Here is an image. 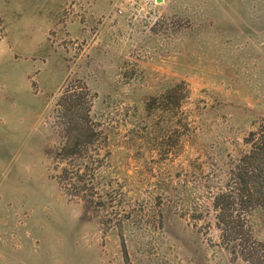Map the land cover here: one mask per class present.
Returning <instances> with one entry per match:
<instances>
[{"label": "rangeland", "instance_id": "obj_1", "mask_svg": "<svg viewBox=\"0 0 264 264\" xmlns=\"http://www.w3.org/2000/svg\"><path fill=\"white\" fill-rule=\"evenodd\" d=\"M263 145L264 0H0V264H264Z\"/></svg>", "mask_w": 264, "mask_h": 264}, {"label": "trees", "instance_id": "obj_2", "mask_svg": "<svg viewBox=\"0 0 264 264\" xmlns=\"http://www.w3.org/2000/svg\"><path fill=\"white\" fill-rule=\"evenodd\" d=\"M262 150H264V145L261 146ZM244 170L238 173L237 180L238 185L240 187V192L245 193V197L248 202L252 201V195L249 193V183H251V186L254 187V196L257 200H264V173L262 172L264 168H258V170L252 174V172H248L246 167V164H243ZM250 173V174H248ZM253 176V180H252Z\"/></svg>", "mask_w": 264, "mask_h": 264}]
</instances>
